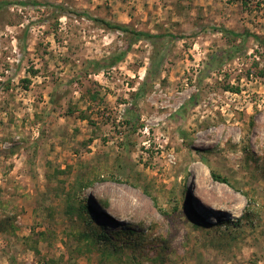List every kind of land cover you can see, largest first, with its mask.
I'll use <instances>...</instances> for the list:
<instances>
[{
	"label": "rangeland",
	"instance_id": "rangeland-1",
	"mask_svg": "<svg viewBox=\"0 0 264 264\" xmlns=\"http://www.w3.org/2000/svg\"><path fill=\"white\" fill-rule=\"evenodd\" d=\"M33 1L0 12V264H264V47L237 39L241 54L207 67L234 46L213 27L264 39V0ZM53 5L165 37L97 72L129 36ZM80 201L140 245L105 260L71 239Z\"/></svg>",
	"mask_w": 264,
	"mask_h": 264
},
{
	"label": "trees",
	"instance_id": "trees-1",
	"mask_svg": "<svg viewBox=\"0 0 264 264\" xmlns=\"http://www.w3.org/2000/svg\"><path fill=\"white\" fill-rule=\"evenodd\" d=\"M13 5H18L22 7L42 6L37 1H33V0H21V1L0 0V12L5 9H8L10 6H13ZM43 6H51V5L44 3ZM53 7L59 10L60 12H65L67 14H72L78 17L88 18L89 20L95 22L96 24L103 26L111 31L121 32L129 36L130 41H129L127 50L121 53H116L112 55L108 59V62L106 63V65H103L100 61L90 62V64L93 66V68L97 72L104 71V70L113 68L116 65H118L127 55L128 50H130L138 42L147 40L153 43L154 45H156L157 44L156 40L158 39L160 40L165 37V35H154L148 32L131 29L127 25H124V24L112 23V22H109V21H106L100 18H93V17H90L86 13H80L78 11H69L67 8L61 5H53ZM211 31L216 32V33H221L228 40V42L233 43L234 46L230 50H219L213 53L207 61V67L209 69H213V70L219 69L222 66H224L227 62L233 60L237 55L242 53V50L238 46H235V41L237 39H243L245 41L248 38L253 37L256 41L260 43V45L264 47V39H261L257 35H254L251 33L242 34V33H237L235 31H232L227 28H218V27L211 28ZM169 37L171 38L172 41L178 38L183 39L182 37H176L174 35H169ZM165 57H166V51L162 50V51L156 52V55L152 58L150 67L147 70V75H146L147 79H153L161 72ZM260 74L264 75L263 72ZM143 93H144V89L142 87L138 91L137 96ZM196 100L197 98L194 97L190 103L195 104ZM89 101L91 102V104L95 103L96 96L93 95L92 97H90ZM187 110H188V107L186 105L182 109L181 112L183 111L186 112ZM126 116L128 117V119H131V121L134 120V114L132 110H128L126 113ZM212 175L216 180L220 181L221 183L228 184V180L226 178L220 177L219 175L215 173H213ZM80 179H81L80 184L82 186L81 188L83 189L84 188L87 189V188L94 186V183L97 182V180L106 182L105 179L100 180L99 176L97 178H94L93 180L87 177H83V176ZM99 203H100V207L102 208V210L105 209V210L110 211V205L107 199L101 198L99 200ZM0 208L7 215V212L9 210H8V207L5 205V203H0ZM189 208L190 210H192L191 206H189ZM192 212L196 216L194 217H191L190 215L189 216L195 220L196 228H199V225L200 226L205 225L208 227L212 226L211 223H207L203 217L195 213L193 210ZM69 213H70L68 214L69 216L70 215L75 216V220L79 221L80 227L82 229V230H78V227H77L76 232L72 233L73 235L71 236V239H74L78 242L80 241V244L84 243L82 245L86 246L88 251H93V250L96 252L100 251L102 258L105 260H111L114 258H118L119 255H122L126 251V249H131V248L133 249L134 246L139 244L136 242L137 239L135 240V243H131V241L135 239L134 238L135 233L131 227H129L126 230H118L112 234L106 232V230H104L106 226L105 225L103 226L98 221L99 219L97 218L98 216H96L94 209L92 208L91 205H89L85 201H80L79 206L70 207ZM103 214H104L103 216L107 217V219L115 223L116 220L114 218H111L109 215H106L105 213ZM0 227H1V223H0ZM33 240H34L33 237H29L27 238L26 243H32L33 245L30 246V249H32L36 254H39L38 241L36 242V240L34 241ZM119 260H121V257H119Z\"/></svg>",
	"mask_w": 264,
	"mask_h": 264
},
{
	"label": "bare ground",
	"instance_id": "bare-ground-1",
	"mask_svg": "<svg viewBox=\"0 0 264 264\" xmlns=\"http://www.w3.org/2000/svg\"><path fill=\"white\" fill-rule=\"evenodd\" d=\"M110 214H111V216L115 217V215H113V213L110 212Z\"/></svg>",
	"mask_w": 264,
	"mask_h": 264
}]
</instances>
